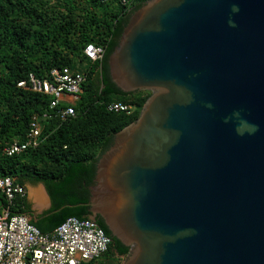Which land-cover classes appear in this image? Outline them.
Masks as SVG:
<instances>
[{
  "label": "water",
  "instance_id": "95a60500",
  "mask_svg": "<svg viewBox=\"0 0 264 264\" xmlns=\"http://www.w3.org/2000/svg\"><path fill=\"white\" fill-rule=\"evenodd\" d=\"M101 74L94 98L151 94L63 178L16 177L27 223L95 222L121 264H264V0L138 3Z\"/></svg>",
  "mask_w": 264,
  "mask_h": 264
},
{
  "label": "trees",
  "instance_id": "16d2710c",
  "mask_svg": "<svg viewBox=\"0 0 264 264\" xmlns=\"http://www.w3.org/2000/svg\"><path fill=\"white\" fill-rule=\"evenodd\" d=\"M128 12L117 0H0V178L11 176L21 185L16 178L20 175L61 179L69 164L95 158L109 133L138 118L148 92L100 95L99 87L94 98L90 81L99 62V85L103 86L101 61L87 60L83 53L87 43L101 45L105 51L117 22ZM64 66L82 69L86 76L75 115L63 121L41 119L44 140L40 145L5 155L2 147L14 139L23 140L31 117L42 114L50 100L17 83L28 82L30 73L47 78L52 68ZM115 101L132 105L133 111H109L107 105ZM0 200V209L8 205L1 188ZM25 200L26 196H15L11 213L25 212ZM113 246L111 239L97 264H111L108 261L128 254L129 247L125 254L113 256Z\"/></svg>",
  "mask_w": 264,
  "mask_h": 264
},
{
  "label": "built area",
  "instance_id": "2783aa9c",
  "mask_svg": "<svg viewBox=\"0 0 264 264\" xmlns=\"http://www.w3.org/2000/svg\"><path fill=\"white\" fill-rule=\"evenodd\" d=\"M117 1L130 11L138 0ZM83 53L87 60L101 61L104 47L87 43ZM85 78L82 69L64 66L52 68L47 78H36L30 73L28 82L19 81L17 86L43 93L50 100L42 114L31 117L24 139H14L5 144L2 152L13 156L36 149L44 140L41 119L63 121L74 116V107L82 93ZM107 109L131 113L133 106L115 101L109 103ZM0 188L8 200L5 210L0 209V264H97L108 250L111 239L92 221L68 217L51 231L39 232L35 226L27 223L28 214L9 212L15 196H26L25 186L17 183L13 177L5 176L0 178Z\"/></svg>",
  "mask_w": 264,
  "mask_h": 264
},
{
  "label": "rangeland",
  "instance_id": "374dc122",
  "mask_svg": "<svg viewBox=\"0 0 264 264\" xmlns=\"http://www.w3.org/2000/svg\"><path fill=\"white\" fill-rule=\"evenodd\" d=\"M147 1V0H146ZM82 66H85V63H82ZM144 91H147L148 92V94L150 95L151 94V91H149V90H144ZM148 95V96H149ZM26 195H27V190H26ZM126 256H123V257H119L118 258V260L117 261H108V263H111V264H121L122 263V261H123V259L125 258Z\"/></svg>",
  "mask_w": 264,
  "mask_h": 264
},
{
  "label": "clouds",
  "instance_id": "9594fccd",
  "mask_svg": "<svg viewBox=\"0 0 264 264\" xmlns=\"http://www.w3.org/2000/svg\"><path fill=\"white\" fill-rule=\"evenodd\" d=\"M233 11H238V9L234 7V8H233Z\"/></svg>",
  "mask_w": 264,
  "mask_h": 264
},
{
  "label": "crops",
  "instance_id": "0c3cea01",
  "mask_svg": "<svg viewBox=\"0 0 264 264\" xmlns=\"http://www.w3.org/2000/svg\"><path fill=\"white\" fill-rule=\"evenodd\" d=\"M26 188V187H25ZM27 190V189H26ZM27 196V195H26ZM29 216V215H28Z\"/></svg>",
  "mask_w": 264,
  "mask_h": 264
}]
</instances>
